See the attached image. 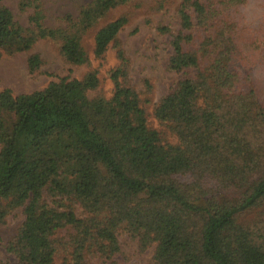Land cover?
I'll list each match as a JSON object with an SVG mask.
<instances>
[{
    "label": "trees",
    "instance_id": "trees-1",
    "mask_svg": "<svg viewBox=\"0 0 264 264\" xmlns=\"http://www.w3.org/2000/svg\"><path fill=\"white\" fill-rule=\"evenodd\" d=\"M129 1L90 0L77 18H66L67 27L48 28L43 0H23L29 30L0 4V58L48 39L68 64H86L83 34ZM178 1L169 68L194 74L154 110L177 144L148 126L119 69L108 99L87 96L97 87L95 73L26 94L0 92V223L15 209L25 216L8 248L16 264H54L63 231L64 264H87L93 253L110 257L119 251V229L141 250L155 244L154 264H264V219L253 227L238 221L248 211L264 215V106L242 86V51L227 18L243 1ZM126 23L119 17L95 32L96 56ZM40 66L38 55L28 57L30 74Z\"/></svg>",
    "mask_w": 264,
    "mask_h": 264
},
{
    "label": "rangeland",
    "instance_id": "rangeland-1",
    "mask_svg": "<svg viewBox=\"0 0 264 264\" xmlns=\"http://www.w3.org/2000/svg\"><path fill=\"white\" fill-rule=\"evenodd\" d=\"M23 0H0L14 21L24 30L32 29L29 22L31 10H22ZM232 6L227 13L234 35L239 39L238 48L242 51L237 71L242 86L254 89L260 105L264 106V0H242ZM90 0H43L44 26L48 28L67 27L66 18H77L79 12ZM178 0H130L127 4L109 11L98 23L89 29L81 40L88 56V62L80 66L68 64L58 50V44L48 39L35 42L26 52L3 55L0 58V92L9 89L13 95L42 90L51 81L67 77L82 80L88 73H95L98 84L87 92L89 98H110L114 84L112 73L119 69V81L133 89L144 110L147 124L160 134L163 142L177 144L176 135L154 117V110L177 84L193 71L176 73L169 68L172 56L170 42L179 30ZM124 17L127 23L118 32L102 55L94 54V34L107 22ZM163 29V31H162ZM38 55L41 66L30 74L27 59ZM49 200V198H47ZM77 216L82 210L74 205ZM257 210L245 212L238 221L245 226H254L264 215L258 216ZM25 221L22 209H15L0 223V264H16L9 245ZM69 233L63 231L55 239L54 264L68 263ZM119 251L110 256L86 255L87 264H154L155 244L141 250L135 238L124 230L117 231Z\"/></svg>",
    "mask_w": 264,
    "mask_h": 264
}]
</instances>
